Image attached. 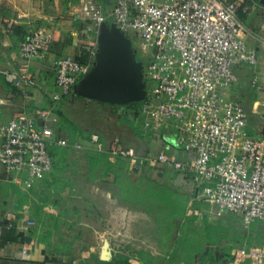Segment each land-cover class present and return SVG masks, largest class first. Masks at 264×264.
<instances>
[{
    "label": "built area",
    "instance_id": "built-area-1",
    "mask_svg": "<svg viewBox=\"0 0 264 264\" xmlns=\"http://www.w3.org/2000/svg\"><path fill=\"white\" fill-rule=\"evenodd\" d=\"M111 1L117 28L128 38L134 32L142 41L145 77L155 84L152 95L147 92L142 101L144 129L174 128L177 146L195 155L186 162L165 152L144 159L115 137L107 149L111 160L127 159L131 173L141 170L145 160L168 167L192 179L202 201L220 212L241 216L246 228L264 223V141L250 133L246 109L232 95L242 66L253 69L252 87L264 95L262 57L246 42L247 29L240 18L241 13L252 15L258 5L252 0ZM89 10L98 25L105 22L101 10ZM54 41L52 29L38 28L20 43L18 88L38 87L31 65L46 58ZM260 42L264 47V38ZM54 67L57 92L53 101L60 102L75 93L92 65L62 56ZM57 121L50 108L20 114L0 125V166L7 173L42 180L53 168L49 148L83 149L81 143L71 145L56 133L53 124ZM90 142L98 151L104 150L98 134ZM29 251L25 245L21 253ZM247 261L264 264V246L238 249L228 264Z\"/></svg>",
    "mask_w": 264,
    "mask_h": 264
},
{
    "label": "crops",
    "instance_id": "crops-1",
    "mask_svg": "<svg viewBox=\"0 0 264 264\" xmlns=\"http://www.w3.org/2000/svg\"><path fill=\"white\" fill-rule=\"evenodd\" d=\"M250 3L264 7V0H252ZM92 6H97L96 8L102 11L105 16V22L112 21L114 23L113 17L107 20V16L113 12L114 8V3L111 0H0V71L6 72L5 74L0 73V125L9 122L20 114H33L38 110L54 108L58 119L63 124L62 127L66 130V135L68 134V129L74 124L85 128L78 121L71 119L70 110L74 109L73 106H76V108L81 105L85 106L87 104L85 103L86 99H79L72 95L60 102L53 101V95L57 92L54 61L62 56L78 59L85 51L90 53L88 64L94 65L97 45L99 44V33H97L99 30L92 28L89 23V21H94L93 14L89 10ZM257 11L258 6L252 15L241 13L240 18L246 21L245 24L242 20L247 29L244 35L246 42L249 47L252 45L250 48L260 52L263 47L260 39L264 38L262 29L264 21L258 22ZM259 25L261 29L258 27ZM38 28L52 29L55 41L49 49L46 58L35 61L31 65V72L38 82V87L22 90L15 85L16 75L20 66V43ZM260 30L263 35L259 34ZM249 38H252L253 43L250 42ZM252 72L254 73V71ZM261 96L263 94L258 92V100L262 98ZM87 100L91 104L101 107L106 112L105 116L109 125L104 129L95 130L93 127L96 126L91 124V130L87 131L85 129L86 132L90 133V136L93 134L100 136L103 149L104 147L107 149L113 139L119 137L125 149L133 151L144 159L150 157L148 151L153 137L148 142L144 133L140 130L138 131L135 126L129 127L125 124L123 125L121 121L114 120V113L122 114L121 107L111 108L95 101ZM94 120L96 121V119ZM74 142L84 144V148L69 151L62 148L58 149V153L61 154L62 166L59 167L58 172L50 173L47 175L48 177L46 176L37 185H34L36 183L35 180L28 178L27 175L10 174L0 166V224L14 223L16 237L21 243L20 246L15 247L5 245L0 240V264H59L61 262L59 261L60 259L50 258V254L43 255L42 245H39L36 242L37 239L30 233L35 231V228L39 230L44 228L50 232H56L59 227H63L67 223L65 215L66 213L68 214L69 210L67 209V212L64 211L62 206L65 201L71 200L73 197L77 199L76 196L80 192L78 185L81 183L83 176L86 181L88 180L89 163L85 151L98 150L89 139H85L80 133ZM157 144L158 153L165 152L168 155H174L179 161L186 162L195 157L194 153L185 154L177 146L173 134L161 136V141L157 142ZM110 161L114 162L111 158ZM150 166L155 167L157 165L150 162ZM113 180L112 176L108 182H106L105 177L100 180L95 178L92 182L96 184L97 181L100 183L104 181L105 183L103 184L107 183L111 189ZM157 180L159 183H168L177 191V198L181 197V200L185 201L186 213L183 223H180L173 231L167 227L165 234L167 241L158 243L156 246L158 252L156 253L150 251L148 246L137 250L135 249L136 244L128 241L129 244H132V246L127 245L130 252L126 254L129 257L130 264H168L173 251L183 237H192L196 233L199 238H202V231L206 224L217 228L221 226V224L215 225L208 221L210 214L216 211L221 215L223 213L230 215L228 222L229 225H232L231 232L226 234L227 238L223 239L219 245L213 246L210 242H205V249L194 254L189 264H215V262L222 261L227 254L230 253L232 255L238 249L264 246L262 242L264 240V223L257 222L246 228L241 216L218 211V209L200 199V190L192 179H184L180 176L174 179L169 176H159ZM69 182L75 187L66 186ZM110 189L105 193V200L109 201L107 205L110 204L115 209L116 214L125 212L124 214L130 215V217L136 214L150 217L143 209L120 205L117 200L113 199ZM43 195H45L44 200ZM99 198L101 200L100 196ZM197 200L202 204L200 209L193 207L194 202ZM20 202H23L22 216L17 213V207ZM187 220L189 224L185 225L184 223ZM117 226L118 224L114 228L116 232L118 231ZM134 227H136L137 232L139 226L134 225ZM170 230L171 235L167 234ZM116 241L118 239H115V246H117ZM208 244L211 245L212 250L208 257H205L203 254ZM25 245L30 249L28 255L21 253ZM112 246L113 242H110L111 257L113 256ZM216 253H218V258H216ZM227 259L228 257L225 258V260ZM41 260L45 261L39 262ZM222 263L224 262L222 261ZM178 264H187V261L183 258L180 259ZM245 264H250V261Z\"/></svg>",
    "mask_w": 264,
    "mask_h": 264
},
{
    "label": "rangeland",
    "instance_id": "rangeland-1",
    "mask_svg": "<svg viewBox=\"0 0 264 264\" xmlns=\"http://www.w3.org/2000/svg\"><path fill=\"white\" fill-rule=\"evenodd\" d=\"M96 7L93 8L99 10V8L97 9ZM256 13L258 22H263L264 7L258 5V11ZM112 17L113 16L111 13L109 14V16H107V20H110ZM242 20L246 24V21L243 18ZM89 23L92 28L100 30L101 25H98L95 20L89 21ZM258 27L260 28V25ZM97 33H99V31ZM260 33L262 34L261 30L259 31V34ZM128 36L130 37L129 39H131L132 41V48L137 52V60L142 63L147 62V59L145 58V55L142 50V41L132 31L128 33ZM249 40L251 43H253L252 38H249ZM98 46L99 44L97 45V51ZM259 54L262 57L263 64H261L260 66H264L263 47ZM246 70L248 72L249 70L252 71L253 69L247 66ZM244 71L245 70H240L239 74H245ZM260 79L263 85L264 77L261 75ZM144 80L147 84L146 91L149 93V95H152V91L155 88V84L149 82L146 77H144ZM256 93H258L257 90ZM232 95L233 98H241L242 91H240V89L238 88V84L234 87ZM261 97L262 98L259 100L257 98L256 102L253 105L250 103L249 97H247L245 99L244 105L245 109L250 112L254 120L260 123H264V95ZM85 103H87L85 104V106L81 105L78 108H76V106H73L74 109L70 110V117L73 121H78L81 125L85 127L87 131L91 130V124L96 126L93 127L95 128V130L100 128L104 129L107 125H109V122L105 116L106 112L101 107L96 106L95 104H91L87 99L85 100ZM142 105L143 103L141 101L137 105L136 109H120H122V114L127 112L128 119L130 121H135L136 119L134 125L135 128L138 129V131L140 130L142 131V133H144L148 142H150L149 139L152 140L153 137L148 154H150L151 157H156L158 154L157 142L161 141V136L166 134L175 135L176 132H174V128H171L169 130H145L142 120L143 117L141 115ZM113 116L114 120L121 121V115L120 117H118L117 114L114 113ZM94 119H96V121ZM249 130L254 137L260 138L264 141V137L258 136L257 132L253 128L249 127ZM169 172H172V169H170ZM101 173L97 175L98 180L103 178ZM170 175L172 177L173 174ZM111 177L112 176L105 177L106 182H108ZM153 177H156V175L153 174ZM35 182L36 183L34 185L40 183V181L38 180H35ZM101 182L102 183L97 181L96 184H94L93 182H89L88 180L86 181L85 177L83 176L81 183L78 185L80 192L76 196L77 199L73 197L71 200L65 201V204L62 206V208H64V211L67 212V209L69 210L68 214L66 213L65 215L67 218H65L67 223H65L63 227H59L56 232H53L50 235V237L48 238V240L50 239V245L46 242H44L43 244V242L39 240L40 238H42L41 236H44V233H42L45 232L44 228H40V230L33 231L30 233L31 235H33V237L37 239L36 242L39 243V245H42L43 255L50 254V258L54 257L56 259H60L59 261L65 264H98L99 261L102 260L101 254L103 252L105 243L113 242L112 255H115L117 253H123L124 255H126L130 252L127 245L132 246V244H129L128 241L135 243V249L137 250L148 246L150 247L148 249L155 253L158 252V249H156L158 243H160V241H167V236H165V234L168 229V226L166 224H159L152 217H145L137 214L130 217V215L124 214L125 212L116 214V211H114L115 209H113L110 204L107 205L109 201L105 200V193H107V190L110 188L107 183L103 184L105 182ZM99 196L101 197V200ZM43 197L44 200L45 195H43ZM98 203L100 208L98 206ZM229 218L230 215L228 213H223L221 215L219 214V212L216 211L210 214L208 221L215 225L221 224L219 229L224 234H227L230 233L232 230V225H229L228 222ZM180 223H183V220H181ZM116 224H118L117 232L114 231ZM184 224L188 225V220L185 221ZM134 225L139 226L137 232L136 227H134ZM34 233L37 234V237L34 235ZM47 235H49V233ZM45 238H47V236H45ZM115 239H118V241H116L117 246L114 245Z\"/></svg>",
    "mask_w": 264,
    "mask_h": 264
},
{
    "label": "trees",
    "instance_id": "trees-1",
    "mask_svg": "<svg viewBox=\"0 0 264 264\" xmlns=\"http://www.w3.org/2000/svg\"><path fill=\"white\" fill-rule=\"evenodd\" d=\"M108 22L112 23V21H108ZM78 60L84 64H88L90 61V53L84 51L81 57L78 58ZM143 64L144 66H146V62ZM246 68L247 66H242L239 67L237 71L239 77L238 88L240 89V91H242L241 98L237 100L241 102L244 107H245L244 102L247 97H249V101L252 105L256 102L258 98L256 89L252 87L253 70L252 71L249 70L247 72ZM240 70H245L244 71L245 74L244 73L239 74ZM73 96L79 99H86L82 96H79L76 93H74ZM92 101L106 105L111 108L121 107V108L136 109L137 105L139 104V102H134L127 105L118 106V105H109L107 103H103L97 100H92ZM246 113L249 120V127L252 128V124L257 125L260 123L253 119V117L251 116L250 112H248V110H246ZM115 114H117V116L120 117V114L118 112H116ZM120 120L123 124L129 127H133L136 122V119L135 121H130L128 119L127 112L121 114ZM62 125L63 124L61 120L58 119V121L53 124V128L60 137L67 138L71 145L75 143L74 141L79 133L82 134V136L85 139H89V140L91 139L90 133L86 132L85 128L83 127L81 128L77 126V124L72 125L71 128L68 129L67 135L65 133L66 130L62 127ZM63 132L65 133V135ZM82 145L84 148V144ZM61 148L68 151L76 150L72 146L49 148V152L53 160V168L50 173L54 171L58 172L59 167L62 166L61 154L58 153V149ZM107 149L106 147H104L103 151H92V150L85 151L86 158L88 159V163H89L88 181L92 182L95 178H97V175L102 171L103 172L101 174L103 178L107 176H113L114 180L112 183L111 194L113 199L117 200L120 205L128 206L134 209H143L157 223L159 224L164 223L168 225L169 229H171L172 231L173 229H176L177 226L180 224V221L183 220L186 213L185 201L181 200L182 199L181 197L177 198V191L168 183H159L157 177L169 176L170 178L174 179V177L176 178L179 176V173L173 170L172 172H169L170 168L162 165L151 167L150 162L148 160L144 161L141 170L134 171L131 173L129 170V161L122 157H117L115 161L112 163L110 161V155L108 154ZM172 173L173 175L171 177L170 174ZM153 174L156 175V177H153ZM44 179L38 181H43ZM68 185L71 186L72 188L75 187V185H71L70 182L66 184V186ZM201 206L202 204L198 200L195 201L193 204V207L195 209H200ZM22 208H23V202H20L17 207V213L19 216H22L21 215L23 212ZM10 223L12 224V228L8 227ZM38 230H39L38 228H35V231ZM171 230L167 234L171 235ZM202 232H203L202 238H199L198 235H196V233L195 235L193 234L192 237H187V236L183 237L182 240H180V242L178 243V246H176L175 250L173 251L168 264H178L180 259L183 258L187 261V264H189L194 254H196L198 251L202 249H205V242H210L211 245L215 246V245H219L223 239L227 238L226 234H224L219 228L208 224H206ZM15 233H16V228L14 223L9 222L8 224H0V240H2L5 245H10L15 247L21 245ZM42 233H44V236H41L42 238H40L39 240L43 242V244L44 242H46L50 245V239L48 240V238L53 232H50L45 229V232ZM48 233L49 235H47ZM34 235L37 237L36 233H34ZM45 236H47V238H45ZM262 242L264 243V240H262ZM226 257H228L227 262L229 263V261L231 260V254L230 253L227 254ZM44 261L45 260H41L39 262H44ZM10 264H14V263H10ZM59 264H65V263L59 262ZM98 264H130V263L128 256L124 255L123 253H117L112 256L110 261L100 260ZM215 264H224V263L220 261L219 263L215 262Z\"/></svg>",
    "mask_w": 264,
    "mask_h": 264
},
{
    "label": "water",
    "instance_id": "water-1",
    "mask_svg": "<svg viewBox=\"0 0 264 264\" xmlns=\"http://www.w3.org/2000/svg\"><path fill=\"white\" fill-rule=\"evenodd\" d=\"M98 37L99 46L94 65L77 83L75 93L109 105L122 106L143 101L147 93L145 68L137 60V52L132 48L131 40L115 23L108 22L101 24ZM260 136L264 137V131ZM211 250L208 244L203 256L208 257ZM111 258L109 243H105L101 259L110 261ZM224 264H228L227 260Z\"/></svg>",
    "mask_w": 264,
    "mask_h": 264
},
{
    "label": "flooded vegetation",
    "instance_id": "flooded-vegetation-1",
    "mask_svg": "<svg viewBox=\"0 0 264 264\" xmlns=\"http://www.w3.org/2000/svg\"><path fill=\"white\" fill-rule=\"evenodd\" d=\"M252 128L257 132L258 135H261L264 131V123H259L257 125L252 124ZM225 258L226 256L223 258V262L225 261Z\"/></svg>",
    "mask_w": 264,
    "mask_h": 264
}]
</instances>
